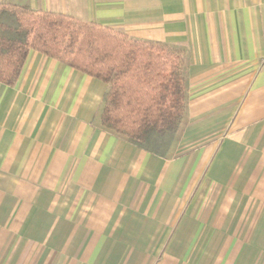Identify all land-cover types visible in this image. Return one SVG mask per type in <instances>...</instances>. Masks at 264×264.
Segmentation results:
<instances>
[{"label": "crops", "instance_id": "1", "mask_svg": "<svg viewBox=\"0 0 264 264\" xmlns=\"http://www.w3.org/2000/svg\"><path fill=\"white\" fill-rule=\"evenodd\" d=\"M178 49L173 153L104 129L109 85L36 50L0 82V264H264V0H0Z\"/></svg>", "mask_w": 264, "mask_h": 264}, {"label": "trees", "instance_id": "2", "mask_svg": "<svg viewBox=\"0 0 264 264\" xmlns=\"http://www.w3.org/2000/svg\"><path fill=\"white\" fill-rule=\"evenodd\" d=\"M31 50L109 85L104 129L157 156L173 153L189 103L181 51L61 14L0 6L1 83L16 85Z\"/></svg>", "mask_w": 264, "mask_h": 264}]
</instances>
